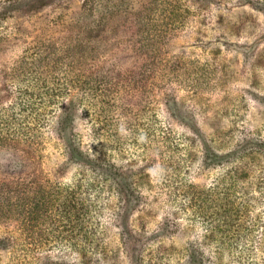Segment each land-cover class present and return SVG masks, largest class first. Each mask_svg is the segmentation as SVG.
Returning <instances> with one entry per match:
<instances>
[{
  "label": "rangeland",
  "instance_id": "obj_1",
  "mask_svg": "<svg viewBox=\"0 0 264 264\" xmlns=\"http://www.w3.org/2000/svg\"><path fill=\"white\" fill-rule=\"evenodd\" d=\"M122 3L98 28L84 0L0 14V108L39 135L0 175L46 184L0 264H264V0Z\"/></svg>",
  "mask_w": 264,
  "mask_h": 264
},
{
  "label": "trees",
  "instance_id": "obj_2",
  "mask_svg": "<svg viewBox=\"0 0 264 264\" xmlns=\"http://www.w3.org/2000/svg\"><path fill=\"white\" fill-rule=\"evenodd\" d=\"M123 0H84V8L89 9L91 13L98 12L94 19V28H98L101 26V20H104L112 13H116V10H122L121 8ZM0 14L6 10L10 11H22L26 8H36L35 6H43L45 4V0H5ZM42 3L41 5H39ZM121 11V12H122ZM83 44V38H77L76 46ZM32 51L30 53V61L32 66L40 67L41 62L44 60L46 55H44V49L41 44L33 46ZM31 86V85H30ZM31 92L24 98H21V102L24 105V110L27 112V115L30 117V120L34 125L37 126L38 122L43 118V112H40L39 105L42 107L51 106L52 101L37 100L35 94L36 87L34 84L30 87ZM27 93V92H26ZM21 97V96H20ZM24 99V100H23ZM40 99H44L40 97ZM18 102V101H16ZM52 102V103H51ZM14 109V106L3 107L0 108V148L3 146H12L14 143H19L22 139H32V142L35 143L37 140L38 130L30 128L28 129H20L13 124L14 112L11 111ZM77 150V149H76ZM27 153H34V156L40 155L39 148L33 144V148H29L26 150ZM80 153H83L85 157H87V153L81 149H78ZM38 180L35 184L31 181L33 180L31 176H18L12 177L10 173V177L7 175H0V222H10L15 221L23 228H27L29 225V220L32 216L36 217L37 220L41 216L43 212V204L46 203V199H44L46 193V184L42 181V179ZM52 188L58 189L55 193H59V196H63L60 188L54 186ZM67 202V200H64ZM55 204L56 209H58L59 203L55 200L53 201V205ZM69 204V202H68ZM59 210V209H58ZM3 242V243H1ZM9 239L6 237L4 239H0V246L9 245Z\"/></svg>",
  "mask_w": 264,
  "mask_h": 264
}]
</instances>
